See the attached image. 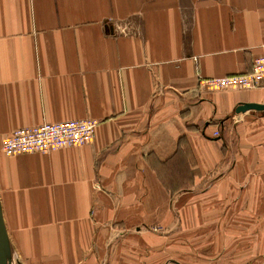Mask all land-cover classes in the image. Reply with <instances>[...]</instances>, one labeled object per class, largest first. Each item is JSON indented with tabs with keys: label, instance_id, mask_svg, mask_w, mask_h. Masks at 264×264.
<instances>
[{
	"label": "crops",
	"instance_id": "obj_1",
	"mask_svg": "<svg viewBox=\"0 0 264 264\" xmlns=\"http://www.w3.org/2000/svg\"><path fill=\"white\" fill-rule=\"evenodd\" d=\"M262 54L264 0H0L12 262L264 264V114L235 112L264 83H201ZM67 119L95 120L91 141L1 150Z\"/></svg>",
	"mask_w": 264,
	"mask_h": 264
},
{
	"label": "built area",
	"instance_id": "obj_2",
	"mask_svg": "<svg viewBox=\"0 0 264 264\" xmlns=\"http://www.w3.org/2000/svg\"><path fill=\"white\" fill-rule=\"evenodd\" d=\"M201 83L208 89L258 87L264 83V54L253 59L251 69L246 73L209 77ZM95 125L96 121L92 119H67L19 127L2 136L1 150L5 155H14L84 145L93 138ZM212 134L218 136L219 131L214 130Z\"/></svg>",
	"mask_w": 264,
	"mask_h": 264
},
{
	"label": "water",
	"instance_id": "obj_3",
	"mask_svg": "<svg viewBox=\"0 0 264 264\" xmlns=\"http://www.w3.org/2000/svg\"><path fill=\"white\" fill-rule=\"evenodd\" d=\"M250 109L261 111L264 114V103L241 102L236 105L235 112H241ZM0 264H12L10 243L2 216L1 204H0Z\"/></svg>",
	"mask_w": 264,
	"mask_h": 264
},
{
	"label": "rangeland",
	"instance_id": "obj_4",
	"mask_svg": "<svg viewBox=\"0 0 264 264\" xmlns=\"http://www.w3.org/2000/svg\"><path fill=\"white\" fill-rule=\"evenodd\" d=\"M262 113V112H261ZM264 255V254H263ZM263 255H262V257H263ZM263 259H264V257H263ZM264 262V261H263ZM12 264H14V262H12Z\"/></svg>",
	"mask_w": 264,
	"mask_h": 264
}]
</instances>
